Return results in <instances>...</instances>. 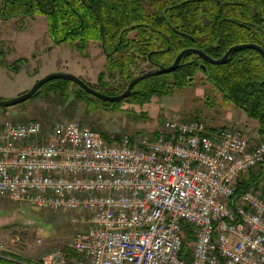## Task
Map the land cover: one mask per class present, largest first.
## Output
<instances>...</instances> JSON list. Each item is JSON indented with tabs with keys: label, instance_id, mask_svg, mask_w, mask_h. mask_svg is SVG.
Here are the masks:
<instances>
[{
	"label": "built area",
	"instance_id": "2783aa9c",
	"mask_svg": "<svg viewBox=\"0 0 264 264\" xmlns=\"http://www.w3.org/2000/svg\"><path fill=\"white\" fill-rule=\"evenodd\" d=\"M263 164L264 141L199 122L168 120L144 144L76 123L0 130V195L88 214L69 244L76 264H264V197L255 188L236 197Z\"/></svg>",
	"mask_w": 264,
	"mask_h": 264
},
{
	"label": "rangeland",
	"instance_id": "374dc122",
	"mask_svg": "<svg viewBox=\"0 0 264 264\" xmlns=\"http://www.w3.org/2000/svg\"><path fill=\"white\" fill-rule=\"evenodd\" d=\"M137 1L150 10L154 1L169 0ZM205 22L210 23V20ZM20 28L21 26L17 27L13 23L5 24L0 21V52L5 54V61L0 59V100L21 95L29 91L35 84L34 80L41 75L47 76L56 72L73 74L103 94L105 91H117L114 95L106 93L105 95L109 97L121 96L137 77L159 66L169 67L174 63L169 66L152 67L149 61L152 54L150 53L144 62L136 63L131 68L135 74L130 77L128 74H122L118 68L105 69V64L110 58H107L104 52L107 46L99 41L75 44V47L83 51L81 54L72 48L71 50L67 43L60 45L52 42L48 37L47 22L43 19L29 20L23 31ZM136 34L137 31L134 30L128 35L135 45L141 38ZM52 44L55 47L49 51L48 48ZM259 46L264 49V45ZM132 49L129 58L141 61L138 49L134 47ZM194 49L203 51L195 47ZM229 49L222 57L213 59H222ZM190 54L196 56L191 58L192 60L202 59L201 68L208 67L209 64L207 71L214 70L216 73V67L229 63L232 56L231 54L228 62L215 65L197 54ZM18 58L27 60L25 68L21 63L18 65L16 62ZM256 63L260 62L257 60ZM12 64L16 67H12ZM205 77L204 72L198 70L190 84L179 88L172 85L166 93L154 94L144 99L143 103L135 99L129 100L135 87L125 99L109 102L99 99L71 82L65 93L61 90L43 92L37 98H31L6 110L0 108V130L6 122L17 124L39 122L43 124L45 132L54 129L58 124L76 123L92 129L98 136L129 137L133 142L144 144L159 137L166 121L174 120L180 123H204L208 131L231 129L249 137L253 144L263 142L264 135L261 133L259 120L249 117L245 109L226 99V95L220 89L218 91ZM171 83L173 84V78ZM254 173H261V166ZM254 188L264 197V181ZM87 217L88 214L84 212L39 210L30 204L16 202L0 195V243L5 248L0 252V260L3 261L0 264H76L80 255L72 250L69 244L85 229ZM191 239L192 237L189 238L186 233L185 245L182 248L183 256L188 254L191 245L187 243Z\"/></svg>",
	"mask_w": 264,
	"mask_h": 264
},
{
	"label": "trees",
	"instance_id": "16d2710c",
	"mask_svg": "<svg viewBox=\"0 0 264 264\" xmlns=\"http://www.w3.org/2000/svg\"><path fill=\"white\" fill-rule=\"evenodd\" d=\"M33 2L34 0H29ZM45 1V0H43ZM92 6L81 11V37L84 43L90 40L105 41L107 51L117 49L106 68H118L122 74L133 76L131 68L150 53V63L155 66L171 65L184 49L195 47L205 51L212 58H220L232 46L243 43L264 45V0H169L154 1L147 10L137 0H87ZM80 4V3H79ZM88 13L89 21H83ZM71 16L67 0L59 4L58 22L52 20L50 35L56 43H67L69 28L64 23ZM207 23L205 21H209ZM137 25V26H136ZM136 30L141 36L137 45L131 46L128 38ZM120 35L123 43L119 44ZM138 49L141 61L129 58L132 48ZM156 49V52L152 50ZM120 55V56H119ZM240 55V56H239ZM120 58V59H119ZM187 54L177 71L169 75L152 77L140 82L133 89L129 100L143 103L154 94L161 95L176 85L179 88L190 84L196 72L202 70V59ZM148 60V59H147ZM260 62L259 64L256 61ZM209 78L237 106L246 110L247 115L259 120L264 135V59L255 50L245 49L232 54L229 63L216 67ZM131 70V71H130ZM111 71V70H110ZM206 73V72H205ZM173 78V84L171 83ZM71 82L57 79L40 88L33 98L43 92L69 89ZM89 96L85 91L80 90ZM238 188L241 193L258 187L264 181V164L261 173L249 172ZM185 232L192 237V226L185 225ZM3 262L0 260V263Z\"/></svg>",
	"mask_w": 264,
	"mask_h": 264
},
{
	"label": "flooded vegetation",
	"instance_id": "af4514ba",
	"mask_svg": "<svg viewBox=\"0 0 264 264\" xmlns=\"http://www.w3.org/2000/svg\"><path fill=\"white\" fill-rule=\"evenodd\" d=\"M61 1L62 0H45V1L34 0L33 2H30L29 0H0V21L2 23H5V24L13 23L17 27L21 26L20 29H21V31H23L24 25H26L29 20H31V21L38 20L39 21L40 19H43L47 22L48 37L52 40V42H55L53 37L50 35V26H51L52 20L55 22H58V10H59V4L61 3ZM67 4L70 7V13H71L70 18L66 19L64 21V23L67 24V26L69 28V33L67 35V37H68L67 38V41H68L67 44L69 45L70 49L72 48V49H74V51H78L79 53L83 54V51L80 50V48L75 47V44H80V43L87 44V43H84L82 41L83 38L80 35L81 26L83 28V25H77V23L80 22V20H81V16H80V15H82L81 11L92 8V6L88 4L87 0H67ZM77 13H79L80 15ZM88 13L89 12H86V14L83 15V21L84 22H85V19L89 21L90 16H88ZM20 22L22 24H17ZM138 34L139 33L137 32L136 35H138ZM128 38L130 39L131 37L128 36ZM134 38H132V39H134ZM96 41H99L101 44L105 45V41H102V40H90L88 43H93ZM130 41H132V40L130 39ZM122 43H123V36L120 35L119 44H122ZM56 44H60V43H56ZM63 44H66V43H63ZM133 45H135V44L132 41L131 46H133ZM54 47H55V45L52 44V46L51 45L49 46L48 50L51 51ZM104 52H105L107 58H111V56H113L117 53V49L111 51L110 53L107 52V49H105ZM0 56H1L0 59H3V62H4L5 61V58H4L5 54L3 55L2 51L0 52ZM16 62L18 63V65L23 64L24 68L27 66V60L26 59L18 58V59H16ZM153 66H155V65H152V67ZM207 66L208 67H205L206 70H204L205 68L202 67L203 69L201 68L202 69L201 71H203L204 74L206 75L205 78L207 79V81L209 83L213 84L212 83L213 81L210 80L209 75L207 74L210 72L209 70L207 71V69H209V64H207ZM12 67H16V66L14 64H12ZM105 69H107L106 64H105ZM45 75L46 74L42 75L38 79L40 80V79L44 78ZM38 79L35 81V83L37 81H39ZM49 82H51V81H49ZM213 85L216 87L215 84H213ZM174 86H176V85H174ZM216 89L219 91V89L217 87H216ZM102 92H104V91H102ZM106 93L109 95H114L117 93V91L110 90V91H105V94Z\"/></svg>",
	"mask_w": 264,
	"mask_h": 264
},
{
	"label": "water",
	"instance_id": "95a60500",
	"mask_svg": "<svg viewBox=\"0 0 264 264\" xmlns=\"http://www.w3.org/2000/svg\"><path fill=\"white\" fill-rule=\"evenodd\" d=\"M243 49L257 50L258 52L261 53V55L264 58V49L261 46H259L257 44H252V43L233 46L229 49V51L225 54V56L222 59H216V60L211 58L210 56H208L203 51H200V50H197L194 48H190V49L188 48V49L182 51L177 56V58L175 59L174 63L171 66H169V67L159 66V68H157L155 70H151V71L145 73L144 75L137 77L136 79H134L129 84L127 91L123 95L116 96V97H109L108 95H105L103 93L98 92L97 90L92 88L89 84H87L85 81H83L81 78H79L73 74L56 72V73L48 74L47 76H45L41 80L37 81L35 83V85L26 93H23L22 95H19L15 98H12V99L0 100V108L5 110V109H8V108L13 107L15 105H18V104H21V103L28 101L29 99H31L33 96H35L37 94V92L40 90V88L44 84H46L47 82H49L51 80H57V79L70 81V82L76 84L77 86H79L80 88H82L83 90H85L86 92L98 97L99 99H101L103 101L115 102V101H119V100L125 99L126 97L130 96L133 87H135L140 81H142L146 78L152 77V76L168 74V73L176 71L186 54L194 53V54L201 56L205 61H207L211 64L220 65V64H224V63L228 62L231 54H233L234 52H237L239 50H243Z\"/></svg>",
	"mask_w": 264,
	"mask_h": 264
},
{
	"label": "bare ground",
	"instance_id": "6f19581e",
	"mask_svg": "<svg viewBox=\"0 0 264 264\" xmlns=\"http://www.w3.org/2000/svg\"><path fill=\"white\" fill-rule=\"evenodd\" d=\"M40 80H41V79H40ZM51 81H52V80H51ZM34 85H35V84H34ZM44 85H45V84H44ZM44 85H43V86H44ZM25 93H26V92H25ZM21 95H22V94H21ZM33 97H34V96H33ZM33 97H32V98H33ZM5 110H6V109H5ZM154 134H155V133H154Z\"/></svg>",
	"mask_w": 264,
	"mask_h": 264
},
{
	"label": "crops",
	"instance_id": "0c3cea01",
	"mask_svg": "<svg viewBox=\"0 0 264 264\" xmlns=\"http://www.w3.org/2000/svg\"><path fill=\"white\" fill-rule=\"evenodd\" d=\"M0 66H1V65H0ZM58 71H59V70H58ZM41 76H42V75H41ZM41 76H40V77H41ZM38 78H39V77H38ZM38 78H37V79H38ZM37 79H35L34 82H35Z\"/></svg>",
	"mask_w": 264,
	"mask_h": 264
}]
</instances>
